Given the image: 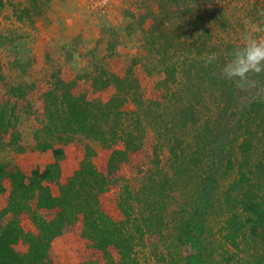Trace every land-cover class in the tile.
Instances as JSON below:
<instances>
[{
  "label": "trees",
  "instance_id": "obj_1",
  "mask_svg": "<svg viewBox=\"0 0 264 264\" xmlns=\"http://www.w3.org/2000/svg\"><path fill=\"white\" fill-rule=\"evenodd\" d=\"M154 1L157 10L151 14L152 24L145 38L164 77L160 99L149 102L146 107L155 105L159 109L166 102L171 104L172 114V120L163 126L168 133L162 139L168 143L172 172L167 174V188L162 184V191L187 190L189 181L197 184L195 189L187 190L194 198L193 203L186 209L182 205L180 208L182 216L175 228L178 231L175 247L179 251L155 255L156 262L264 264V99L252 100L242 107L237 102L241 95L239 89L264 83V73H249L243 87L238 86V78L234 81L223 77L222 69L231 59L230 53L243 45L213 38L212 27L228 31L230 26L226 16L212 6L214 0ZM205 10L213 13L206 15ZM176 12H181V17L175 18ZM213 53L215 62L205 67ZM109 83L116 92L104 104H95L85 95H77L74 85L60 78L54 80L44 96L48 132L83 135L103 145L108 141L107 135L113 143L119 138L123 148L111 152L106 173L98 172L85 158L65 184H58L61 149L54 150L53 163L41 172L34 171L28 179L18 169L7 170L0 164V193L3 182H10L4 211L13 215L0 229V264H53L52 242L79 218L81 237L102 253L105 264H140L134 251L136 236L126 227L131 214L124 210L125 221H113L101 210L98 197L111 185L112 177L128 156L140 148L135 133L121 129V118L125 116L121 109L127 96H132L138 106L145 107V102L138 100L139 87L130 72L124 78L110 76ZM207 98L211 101L209 109ZM13 109L7 111V106H0V137L10 132L15 117ZM224 123L234 126L229 127L233 128L232 133L220 132ZM217 134L219 141L213 142V145L219 144L216 150L214 146L210 148L211 140L208 145L204 144ZM194 172L205 173L197 177ZM51 183L59 185L58 196L51 194ZM30 205L34 206L30 218L36 232L26 233L16 217L26 210L29 213ZM147 209L141 228L134 220L135 233L142 234L145 227L151 229L160 216L153 214L158 208L148 206ZM39 211L53 214L45 218ZM217 211L214 222L212 216ZM18 242L26 244V253L15 251L14 245ZM110 250L115 251L117 260Z\"/></svg>",
  "mask_w": 264,
  "mask_h": 264
},
{
  "label": "rangeland",
  "instance_id": "obj_2",
  "mask_svg": "<svg viewBox=\"0 0 264 264\" xmlns=\"http://www.w3.org/2000/svg\"><path fill=\"white\" fill-rule=\"evenodd\" d=\"M212 6L223 13L230 24L228 31L211 28L217 41L244 45L245 20L264 27L261 23L264 18L257 15L258 9H264V0H214ZM155 10L154 0H0V106H7V111L14 107L15 114L9 134L0 137V164L7 170L16 168L28 179L34 171L41 172L54 161V150L61 149L63 156L59 162L61 175L58 184H65L85 158L98 172L106 173L111 152L123 148L119 138L114 144L107 135L108 141L103 145L83 135L48 132L44 96L54 80L60 78L72 83L77 95L83 94L95 104H104L116 92L113 85H107L110 76L111 79L113 76L124 78L130 72L136 79L138 100L144 101L145 107L138 106L132 96H127L121 109L125 114L121 118V129L133 131L140 148L128 156L98 200L104 214L115 222L125 221L124 210L131 214L126 227L136 236L134 251L140 264H160L155 255L179 251L175 247L178 236L175 228L182 216L180 208L182 205L186 209L193 203L194 198L187 190L197 186L189 181L187 190L164 191L168 195L162 191V184L167 188L166 180L172 172L168 143L162 140L168 133L163 126L172 120V114L171 104L166 102L159 109L155 105L146 107L149 102L160 99L159 90L164 77L145 38ZM205 13L213 12L205 10ZM181 15L176 12L175 18ZM257 35L264 36V33ZM239 91V107L252 100L264 99V83L257 82ZM188 98L192 100L191 95ZM206 103L209 109L210 99L207 98ZM230 126L231 123L223 125L220 132L230 130L232 133L234 126ZM218 136L208 138L204 144L208 145L211 140L209 146L216 150L219 144L213 145V142L219 141ZM204 173L194 172V175L200 177ZM58 184L49 185L53 196L59 194ZM262 185L264 191V183ZM3 188L0 193V229L13 219L11 213L4 211L10 191L8 180L3 182ZM147 205L158 208L153 214L160 216L154 220L151 229L145 227L142 234L135 233L134 220L141 228ZM28 208L29 213L26 210L16 218L24 232L33 233L36 231L30 213L34 206ZM218 212L212 216L214 222ZM52 214L39 211V215L45 218ZM81 228L79 218L52 242L50 255L53 264L87 261L105 264L102 253L81 237ZM207 247L206 244V250ZM14 249L24 254L27 246L18 242ZM110 251L117 260L115 251Z\"/></svg>",
  "mask_w": 264,
  "mask_h": 264
},
{
  "label": "clouds",
  "instance_id": "obj_3",
  "mask_svg": "<svg viewBox=\"0 0 264 264\" xmlns=\"http://www.w3.org/2000/svg\"><path fill=\"white\" fill-rule=\"evenodd\" d=\"M257 15L264 18V9H258ZM243 47L230 53L231 59L224 65L222 75L227 80L238 78V86L243 87L248 81L249 73H264V27L260 23L245 20ZM264 23V20L261 21ZM215 54L209 55L205 67L215 62Z\"/></svg>",
  "mask_w": 264,
  "mask_h": 264
},
{
  "label": "crops",
  "instance_id": "obj_4",
  "mask_svg": "<svg viewBox=\"0 0 264 264\" xmlns=\"http://www.w3.org/2000/svg\"><path fill=\"white\" fill-rule=\"evenodd\" d=\"M52 162H53V161H52ZM52 162H51V163H52ZM51 163H49V164H51Z\"/></svg>",
  "mask_w": 264,
  "mask_h": 264
}]
</instances>
